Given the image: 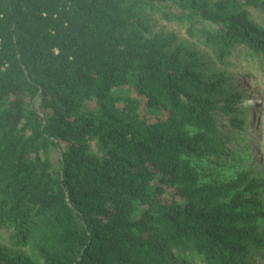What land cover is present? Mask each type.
<instances>
[{
    "label": "trees",
    "instance_id": "16d2710c",
    "mask_svg": "<svg viewBox=\"0 0 264 264\" xmlns=\"http://www.w3.org/2000/svg\"><path fill=\"white\" fill-rule=\"evenodd\" d=\"M253 11L0 0V264H258L264 176L224 175L247 124L237 71L264 76Z\"/></svg>",
    "mask_w": 264,
    "mask_h": 264
},
{
    "label": "rangeland",
    "instance_id": "374dc122",
    "mask_svg": "<svg viewBox=\"0 0 264 264\" xmlns=\"http://www.w3.org/2000/svg\"><path fill=\"white\" fill-rule=\"evenodd\" d=\"M253 18L264 24V16L253 11ZM154 29L169 34H174L179 40H183L185 26L177 23H164L155 21ZM238 66H245L247 63L240 56L235 57ZM254 72L253 79L246 78L243 75L244 70L237 71V82L240 90L245 95L246 103L244 109L246 111V131L236 135L234 133L230 147L236 153V162L232 168L224 173L225 176H234L238 170L254 169L259 175L264 176V76L256 70L249 69ZM244 71V72H243ZM219 122L225 124L226 117L220 115ZM226 130L228 126H226ZM207 174L212 170L209 164H203ZM264 232V221L262 222ZM258 264H264V253L259 256Z\"/></svg>",
    "mask_w": 264,
    "mask_h": 264
}]
</instances>
